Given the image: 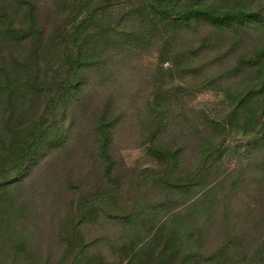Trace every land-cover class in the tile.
I'll return each instance as SVG.
<instances>
[{
    "label": "trees",
    "instance_id": "trees-1",
    "mask_svg": "<svg viewBox=\"0 0 264 264\" xmlns=\"http://www.w3.org/2000/svg\"><path fill=\"white\" fill-rule=\"evenodd\" d=\"M48 1L50 11L41 16L44 0H0V264H264V161L236 174L220 172L231 114L243 116L245 134L254 132L247 149L264 151V6L255 9L251 0ZM126 42L157 53L149 75L150 122L143 123L144 144L158 161L148 169L156 196L130 211L116 202L120 187L110 150L118 117L106 100L93 131L100 182L59 221L62 252L55 257V242L33 219L22 185L41 160L76 138L91 79L111 72L110 59L122 63L135 54ZM208 55L217 77L236 76L240 87L227 92L223 116L201 111L193 125L184 115L178 142L171 143L169 120L179 115L156 86L173 70H195V60ZM251 117L256 124L249 128ZM245 195L252 197L243 205ZM104 218L119 228L101 239L115 261L92 252L96 244L79 227Z\"/></svg>",
    "mask_w": 264,
    "mask_h": 264
},
{
    "label": "rangeland",
    "instance_id": "rangeland-1",
    "mask_svg": "<svg viewBox=\"0 0 264 264\" xmlns=\"http://www.w3.org/2000/svg\"><path fill=\"white\" fill-rule=\"evenodd\" d=\"M251 1L255 9L264 6V0ZM42 3L38 10L41 16L50 11L49 1L44 0ZM112 14L111 23L115 21V14H117L115 9L112 10ZM124 45L131 50L130 53L135 54H130L122 63L124 59H110L111 72L91 79L90 87L87 88L89 102L85 103L86 114L76 122L78 127L76 138L72 139L71 135L62 148L41 160L43 164L39 166L40 168L38 165L41 162L37 164L38 168L25 178L22 185L23 198L34 207V213H36L33 219L43 228L42 232H46L51 241L55 242V257L62 252L59 236L63 235L64 228L60 227L62 224H59V221H62L71 206L81 196L95 194V188L100 182L101 166L94 154L93 131L97 124L98 111L107 103L106 100H110L111 111L118 117V126L116 130L114 129L110 150L118 171L120 187L116 202L123 208L126 206L127 208L124 209L130 211L143 204L151 203L156 196L150 192L153 177L148 169L155 167L158 161L151 153L149 146L144 144L146 128L143 123L150 122L147 113L149 109L147 96L151 92L149 75L151 70L158 66L157 53L148 47L140 51L127 42ZM220 51L226 54L224 47ZM210 62L211 55H208L206 59L199 58L194 62L195 70L185 73L173 70L156 86L157 92H160L163 100L173 109V115H179L174 120L168 119L175 127L174 131H166L171 143L178 142L177 134L183 127L181 121L184 115H187L190 120L193 119V125L198 123L195 117L201 111L207 112L212 117L223 116L226 113L224 104L227 92H233L240 87L236 76L219 79L216 75L218 66H212ZM115 64H117L116 70ZM164 68H169V65L165 64ZM207 79H215V83L210 86H201L200 82ZM242 118V115L232 116V114L230 118L227 117V123H231L232 131L227 138L226 145H229V149L223 154L220 172L224 170L236 174L251 164L264 161V151L247 149L246 143L254 132L244 133L243 127H240ZM250 123L247 127H254L255 118L251 117ZM184 140L185 138L182 139V143L185 142ZM188 142L190 141L188 140L186 144ZM191 155L187 156V159L193 161ZM241 197L245 205L250 202L252 196ZM240 205L242 208L243 205L241 203ZM241 212V222H244L243 209ZM79 227L83 232L84 240L96 244L92 252L101 251L106 259L115 261V256L109 253L101 239L112 238L118 234L119 228L116 223L104 218L99 225L96 221L88 220Z\"/></svg>",
    "mask_w": 264,
    "mask_h": 264
}]
</instances>
